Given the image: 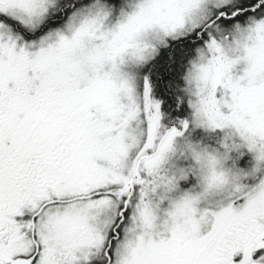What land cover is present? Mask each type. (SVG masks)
Returning <instances> with one entry per match:
<instances>
[{
    "label": "snow or ice",
    "instance_id": "snow-or-ice-1",
    "mask_svg": "<svg viewBox=\"0 0 264 264\" xmlns=\"http://www.w3.org/2000/svg\"><path fill=\"white\" fill-rule=\"evenodd\" d=\"M0 264H264V0H0Z\"/></svg>",
    "mask_w": 264,
    "mask_h": 264
}]
</instances>
